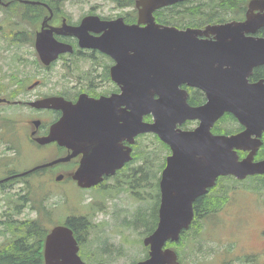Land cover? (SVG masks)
<instances>
[{
  "label": "water",
  "instance_id": "obj_1",
  "mask_svg": "<svg viewBox=\"0 0 264 264\" xmlns=\"http://www.w3.org/2000/svg\"><path fill=\"white\" fill-rule=\"evenodd\" d=\"M182 1L184 0H137L140 12L137 24H125L123 19L119 18L100 27L108 29L109 32L112 30L119 32V39L123 42L119 54L121 57L119 76L113 73V77L118 82H125L126 88L127 82L135 84L133 117L117 115L115 111L117 100L113 98L87 104L81 100L77 104L70 103L65 115L52 126L50 133L37 140L41 144L56 140L73 153L0 180L2 183L10 178L24 176L35 170L67 161L74 155L83 154L80 166L70 175L77 180L78 186L90 188L102 182L104 175L115 174L117 169L133 159L132 147L123 146L122 140L134 144L139 134L156 133L170 146L172 153L167 157L161 179L158 226L143 241L150 247L149 257L136 264H180L176 250L166 245L168 241H178L182 231L190 225L194 216L195 199L213 187L219 176L234 175L244 179L248 175H264V159L255 160L264 129V85L246 84L247 65L252 68L264 63V43L244 44L248 52L240 54L242 75L238 82L242 83L237 86L239 92L232 93L233 102L209 101L200 107L191 106L186 97L178 94L177 89L180 82H196L193 75L195 61L193 58L187 59L192 52L184 45L181 53L182 63L185 65L178 69L181 53L176 33L200 29L180 30L175 26L157 23L154 16L156 10ZM250 9H264V0H252ZM47 20H44L41 29L36 33V51L43 64L49 65L60 53L70 49V45L55 39L54 32L75 34L81 38L83 45H97L93 38L85 34L87 32L83 33L84 30L82 32L83 25L93 20L86 18L78 27L61 22L59 26L45 29L46 26H50ZM141 23H146L145 27H141ZM262 25L264 14L256 17L248 15L245 22L208 25L201 31L251 30ZM189 37L182 36L183 39ZM111 38V35L106 36L107 40ZM103 50L113 54L110 46ZM171 70L173 76L160 80L162 75L159 74ZM156 94L158 96H155ZM124 96L127 98V93ZM50 101V98H45L30 104L47 108ZM4 102L11 103L7 98H0V103ZM89 109L94 113L91 114ZM111 110L112 116L120 118L99 114L108 115L106 111L111 113ZM225 111L232 112L246 129L231 135L214 134L212 126ZM147 114L153 116L152 122L144 120V115ZM192 119L201 120L196 129L180 128L186 120ZM86 133L95 135L94 146L86 145L84 141ZM239 150L250 152L244 158H240ZM62 179V175L56 177L57 181ZM44 243L45 264H87L79 255V241L67 223L53 226L47 233Z\"/></svg>",
  "mask_w": 264,
  "mask_h": 264
},
{
  "label": "flooded vegetation",
  "instance_id": "obj_2",
  "mask_svg": "<svg viewBox=\"0 0 264 264\" xmlns=\"http://www.w3.org/2000/svg\"><path fill=\"white\" fill-rule=\"evenodd\" d=\"M251 1L239 0L234 7H223L221 13L225 14V17L219 20L215 19L214 16L211 17L213 12L207 11L204 16H206L208 21L203 25L191 27L204 28L206 25L214 23L244 22L248 15L256 17L257 14H263L264 9H250ZM160 10L154 13L156 21L165 23L159 18L158 13ZM48 17L50 18L48 19ZM120 17L129 25L138 22L139 9L135 0H0V98H7L11 101V103H0V132L2 130L4 133L6 128V113L8 111L6 107L14 106L19 114V116L14 117L23 123L28 139L26 140L33 146L35 145L49 151L50 155L55 158L66 156L73 152L65 145H60L56 140L42 145H39L36 140L49 134L52 126L64 116L67 106L70 107V103L76 104L81 99L83 103L87 104L93 101L113 98L117 100L115 106L117 115L120 114L127 118L133 117L135 110L133 90H135V84L127 82L126 88L125 82H118L113 77V73L119 76V54L121 52V43L123 42L119 39V32L112 30L105 33L104 30L99 29L102 23L114 21ZM12 18L16 20V26L19 28L12 38V44H17L15 48L26 46L28 52L33 56V58L22 59L20 62V66L32 63V71L29 72L31 79L20 78L21 73L19 70L16 72L19 77L13 78L7 75L5 56L7 44L6 21ZM58 18L60 21H57ZM86 18H91L93 21L83 25V33L87 32L90 37L97 38L98 40L95 43L98 45H83L84 43L78 35L54 33L57 41L70 45L71 49L61 53L50 65H43L36 51V33L41 29L44 20L48 19L47 24L50 25L46 26L45 29H50L49 27L53 23L60 25L61 22L78 27ZM37 22L39 23L36 24ZM174 25L179 29L189 27H181L180 24ZM141 26L143 27L145 24H141ZM107 35H111V40L106 39ZM183 35L190 37L183 39ZM176 41L180 44V53L184 45L192 52L187 59L192 60L193 58L195 61L193 64V75L196 80L193 83L180 82L177 89L178 94L186 97L187 102L194 107L203 106L209 101L212 103L233 102L234 96L232 93L235 92L237 94L239 92L237 86L242 83L238 82L242 75L240 54L248 52L244 44L255 45L264 43V25L251 30L181 32L179 34L176 33ZM108 46L111 47L114 55L103 51ZM198 49H200V52H198ZM252 50L253 52L255 51L254 48ZM182 61L183 55L181 53L178 69L185 65ZM263 66L264 63L252 68L247 65V85H264V77L260 76ZM159 75H162L160 80L163 81L167 77L173 76V72L171 70ZM149 76L151 77L150 72ZM33 84L35 85L32 87ZM205 84L206 86L204 87ZM215 87L216 90H214ZM125 93H127V98L124 96ZM155 96L158 95L156 94ZM44 98L51 99L50 106L47 108H39L30 104L33 101L43 100ZM92 112L94 113L93 110ZM106 113L108 115L99 114L105 117L112 116V110L111 113L108 111ZM112 117L120 118V116ZM144 118L146 121L152 120L151 114L145 115ZM200 124V119L186 120L180 128L191 130L196 129ZM245 129L246 127L239 119L229 111H225L212 126V132L216 135L235 134ZM151 134L159 140L166 150L161 159H155V162H153V179L156 180L157 184L155 193L161 198V179L167 164V157L171 154V148L156 133ZM260 139L262 143L255 154L257 161L264 159V155H260V152L264 151V129ZM84 141L86 145L92 147L96 143V137L93 133H86ZM122 144L127 146L130 143L127 140H122ZM132 147L134 150L133 160L126 163L108 180L118 183L117 177L119 175L125 174L126 171L127 173L135 171L134 165L137 160L135 159V145H132ZM241 151L244 152L242 157L248 154V151ZM80 156H83V154L74 155L69 161L52 166L51 169L59 167L62 169L63 174L71 172L78 168ZM67 179L75 183L72 177L69 176ZM220 184L224 186L222 192L218 190ZM153 187H155V183ZM228 187L230 189L229 178L220 176L215 186L210 187L207 192L199 196L200 198L197 197L195 199L192 222L177 242L181 264H194L190 260H193L196 254L205 252L203 245L195 241V236H192L186 243L184 239L189 231L196 228L201 229L207 225L212 216L220 215L224 223L219 227L224 230L229 231L228 228L230 227H238L237 221L232 219L231 216L243 213L245 208L242 209L241 205L236 210H233L230 206H227L230 202L227 198ZM215 200L220 205L218 208H215ZM254 203L258 206L253 213L245 217H237L242 225L248 227L254 224V228L249 229V231L253 232V244L250 247L240 246L238 240L226 239L223 245L224 257L222 256L219 264H264V200L259 198L254 200ZM224 208L227 211L222 212ZM185 244H190V254L184 255L183 251H181V246ZM213 253H220V250L215 249Z\"/></svg>",
  "mask_w": 264,
  "mask_h": 264
},
{
  "label": "rangeland",
  "instance_id": "obj_3",
  "mask_svg": "<svg viewBox=\"0 0 264 264\" xmlns=\"http://www.w3.org/2000/svg\"><path fill=\"white\" fill-rule=\"evenodd\" d=\"M6 24L7 44L5 56L7 75L13 78L19 77V74H16L19 70L21 73L20 78L31 79L29 72L32 71V63L20 66V62L22 59L33 58V56L28 52L26 46L15 48L17 44H12V38L19 28L16 24L8 21H6ZM9 107H6L8 111L6 113L5 132L3 133L2 130L0 132V177L14 172H23L53 158L49 151L43 148V150L37 149L27 141L23 123L14 117L19 116L17 108L14 106ZM136 148L141 157L143 152L148 156H153L154 159H161L166 151L153 135L141 136ZM149 158L148 160L153 159L152 157ZM142 163L143 160H137L135 169L137 170ZM60 173H62V169L59 167L36 171L32 175L8 184L6 188L0 190V219L3 218V213L5 214L6 210L14 208V204L10 203L11 196L21 194L25 182L30 180L29 182L35 187L41 185L43 189H52L51 192H45V195L50 196L48 199L49 206L51 203L60 202V207L53 212V216L59 219V222H63L68 216L72 215L86 216L92 222L94 227L83 236L84 244L81 247L84 252L83 258L88 264H134L140 259L146 258L148 252L143 244V238L147 235V231H144L141 225L135 228L132 221L137 212H143V209L153 201L154 194L151 191L150 183H144L143 186L134 185L131 189L129 186L123 188L121 184L115 183L112 185L111 182H108L106 186L83 190L75 186L70 179L57 182L54 177ZM229 184L230 189L228 187L227 198L230 202L227 206L236 210L242 205V209L245 208V211L231 216L232 219L237 221L238 227H230L228 228L229 231L219 227L224 221L220 215H214L207 225L187 233L184 239L185 243L192 236H195V241L202 244L205 249L204 253L196 254L193 260H190L194 264H219L222 256L224 257L223 245L226 239L238 240L240 246L250 247L253 244V232L249 229L254 228V224L248 227L242 225L237 217H245L253 213L258 206L254 203V200L260 197L264 200V176L253 175L243 180L232 177L229 179ZM218 190L222 192L224 186L220 184ZM155 204L156 201L152 203L154 206ZM224 211H227L226 208L222 212ZM11 212L14 213L13 210ZM35 217L36 212L31 210L29 206L25 207L18 215L14 214L16 220L33 219ZM3 230L4 226L0 223V243L6 240L5 234H9L8 232H1ZM189 245L181 246L184 255L191 253ZM98 248H101V251L105 253L99 255L96 259H91L89 254ZM215 249H219L220 253H213Z\"/></svg>",
  "mask_w": 264,
  "mask_h": 264
},
{
  "label": "trees",
  "instance_id": "obj_4",
  "mask_svg": "<svg viewBox=\"0 0 264 264\" xmlns=\"http://www.w3.org/2000/svg\"><path fill=\"white\" fill-rule=\"evenodd\" d=\"M238 1L239 0H185L183 3L160 10L158 15L162 22L180 24L181 27L203 25L208 21L206 16H204L207 11L213 12L211 17L214 16L215 19L219 20L225 17V14L221 13L222 8L225 6L234 7L235 3ZM8 22L17 24L14 18L8 20ZM38 23L39 22L36 24ZM260 76L264 77V66L262 67ZM260 155L263 156L264 151H261ZM149 157L153 158V156H148L143 152L141 157V154L136 152L135 158L137 160H144V163L139 165V168L132 171V173H127L126 171L125 174L117 177V179L123 180L121 184L123 188L129 186V188L132 189L134 185L143 186L144 183H150L151 191L154 194L152 203L156 201V204L154 206L151 203L143 209V212H137L132 221L135 228L141 225L144 231H147L146 234L153 232L157 226L160 201L159 195L155 193L157 189L156 180L153 179V162H155V159L148 160L150 159ZM29 181L25 182L22 188L24 190L21 194L18 193L11 196L12 200L10 203L14 204V208L6 210L5 214L3 213V218L0 219V223L4 226V230L1 232L9 233L5 234L7 237L6 240L0 243V264H45L43 240L48 229L47 223L53 221V212L60 207V202L51 203L49 206L48 199L50 196H46L45 192H51L52 189H43L41 185L35 187ZM154 183L155 187H153ZM27 206L36 212V217L33 219L16 220L14 214L18 215ZM219 206L218 201L215 200V208ZM11 210H13L14 213H12ZM67 222L69 226L73 228L82 247L84 244L83 236L88 230L93 228L94 225L83 215L69 216ZM83 253L82 255L84 256ZM104 253L105 252L101 251V248H98L91 251L89 255L91 259H96L99 255H103Z\"/></svg>",
  "mask_w": 264,
  "mask_h": 264
},
{
  "label": "bare ground",
  "instance_id": "obj_5",
  "mask_svg": "<svg viewBox=\"0 0 264 264\" xmlns=\"http://www.w3.org/2000/svg\"><path fill=\"white\" fill-rule=\"evenodd\" d=\"M91 19V18H90Z\"/></svg>",
  "mask_w": 264,
  "mask_h": 264
}]
</instances>
